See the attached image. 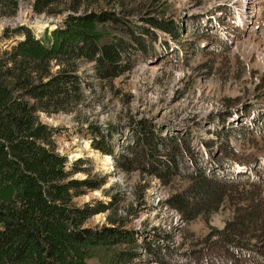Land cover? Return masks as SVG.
<instances>
[{"label":"trees","instance_id":"16d2710c","mask_svg":"<svg viewBox=\"0 0 264 264\" xmlns=\"http://www.w3.org/2000/svg\"><path fill=\"white\" fill-rule=\"evenodd\" d=\"M158 1L132 5L129 0H32L36 14H69L61 26L45 29L39 38L26 27L3 30L4 38L22 35L23 40L0 47V264H87L93 258L100 264H129L139 256V248L160 264H264V175L252 173L258 166L249 164L251 157L243 160L242 153L227 145L224 156L207 169L192 152L188 135L164 142L172 132L169 127L161 136L159 127L139 121L133 131L114 134L116 142L110 145L106 135L92 127L97 135L92 137L94 149L118 161L129 152L130 160L121 161L124 171L137 168L171 186L168 205L187 224L198 217L210 219L238 191L232 218L223 229H211L215 245L178 252L170 262L162 254L168 246L147 243L148 234L139 238L137 231L123 229L116 219H109L108 226L85 227L94 215L115 214L116 197L109 203L74 202L98 189L104 179L74 178L80 163L67 169V157L55 148L54 129L39 119L40 113H68L81 103V63H93L96 77L110 82L133 69L137 59L156 55L158 32L180 40L178 21L161 16L164 10L155 7ZM102 2L114 7L102 10ZM19 4L20 0H0V18L13 17ZM213 39L222 49L224 35L219 32ZM196 44V51L205 53ZM244 125L235 128L243 139L264 138V109L251 110ZM233 166L245 169L232 171ZM183 182L186 188L179 190Z\"/></svg>","mask_w":264,"mask_h":264},{"label":"rangeland","instance_id":"374dc122","mask_svg":"<svg viewBox=\"0 0 264 264\" xmlns=\"http://www.w3.org/2000/svg\"><path fill=\"white\" fill-rule=\"evenodd\" d=\"M129 1L132 5H144L149 0ZM31 3L32 0H20L13 17L0 18V47L23 38L22 35L4 38L6 28L12 31L26 27L39 38L45 29L52 31L61 26L69 14H36ZM108 3L102 2L100 9L114 7ZM155 7L164 10L161 16L178 21L180 40L158 32L156 39L160 41L154 42L156 55L110 82L96 77L93 63H81L78 71L84 83L81 103L68 113L50 116L40 113L39 119L54 129L55 148L67 157V169L80 163L74 178L84 179L89 175L92 181L104 179L98 189L86 191L74 198V202L79 205L90 201L109 203L116 197L115 214L106 211L94 215L85 227L108 226L109 219H116L118 226L137 231L139 238L148 234L146 242L157 247L163 244L162 235L171 231L170 241L163 240L169 247L164 259L172 262L178 252L215 245L216 238L210 237L211 229H223L232 218L236 207L232 203L238 198V191H233L229 202L210 219L198 217L187 224L181 214L168 205L174 193L170 185H164L155 176H146L137 168L126 172L121 161L117 159L114 160L116 165L112 164L110 157L108 169L98 168V161L88 157L83 141L88 142L89 150L104 156L92 146V137H97L96 129L106 135L104 140L110 145L116 142L114 134L118 136L125 129L133 131L139 121L149 122L154 129L159 127L158 135L163 136L167 134L166 127L176 134L174 130L180 125L190 138L192 152L202 159L207 169L213 167L224 156V148L231 145L234 151L245 156L243 160L251 157L249 164L258 166L252 173L264 175V138L243 139L235 130L245 126L251 110L264 109V0H159ZM23 15H29L30 19L23 20ZM39 25L43 27L40 30L35 27ZM219 32L224 35V41L220 40L222 49L216 46L219 41L213 39ZM206 37L207 40L202 39ZM196 42L204 47L205 53L196 51ZM214 48L216 52H212ZM93 126L96 129H92ZM230 132L233 134L227 136ZM224 138L228 140L225 142ZM119 145L122 147L125 143L119 141ZM80 151L81 157L71 159ZM125 155L121 158L130 160L132 157L129 152ZM258 160L260 165H257ZM244 169L233 166L232 171ZM185 188V182L180 184L179 190ZM261 190L264 197V185ZM137 254L139 256L129 264H160L140 248ZM87 264L100 262L93 258Z\"/></svg>","mask_w":264,"mask_h":264},{"label":"bare ground","instance_id":"6f19581e","mask_svg":"<svg viewBox=\"0 0 264 264\" xmlns=\"http://www.w3.org/2000/svg\"><path fill=\"white\" fill-rule=\"evenodd\" d=\"M21 18H23V20H29L30 18H29V15H23ZM34 21H36V19L34 18L33 19ZM33 23H35V22H33ZM36 27V29H38V30H40V29H42L43 27H41L40 25L39 26H35ZM53 27V26H52ZM130 130V129H129ZM129 130L128 129H125V131L126 132H129ZM123 140V139H122ZM122 140H120V141H122ZM123 143H124V141H123ZM64 146H66V145H64ZM82 146L83 147H85V149L86 150H88L89 151V153H88V157L89 158H92V159H94V160H96V161H98V168H100V169H108L107 167L109 166L108 164V162H109V156H101V155H99L98 153H96V152H93L92 150H89L88 148V142H85V141H83V144H82ZM125 146V145H124ZM124 146H122L123 148H124ZM124 151H125V149H124ZM82 152L80 151V152H77L76 154H74L73 156H72V158L71 159H78L79 157H81V154ZM102 157H106V158H102ZM111 158V157H110ZM111 159H113V161H112V164H115L116 163V161L114 162V160H116V158H111ZM156 201V200H155ZM157 202H159V201H157ZM163 223V222H162ZM164 230V229H163ZM157 231V230H156ZM165 231V230H164ZM163 231V232H164ZM160 232V231H159ZM171 232V231H170ZM169 231L166 233H164L163 235H162V241H161V243H163L162 245H167L166 244V241L164 242V240H163V238L165 239V240H167L164 236L165 235H167V234H171ZM171 236H172V234H171ZM169 241H170V238L168 239ZM168 241V242H169ZM170 243V242H169ZM142 253H143V251H141Z\"/></svg>","mask_w":264,"mask_h":264},{"label":"water","instance_id":"95a60500","mask_svg":"<svg viewBox=\"0 0 264 264\" xmlns=\"http://www.w3.org/2000/svg\"><path fill=\"white\" fill-rule=\"evenodd\" d=\"M22 40H23V39H21V38H20V39H15L14 41H11V42L9 43V45L12 44V43L15 42V41H22ZM9 45H8V44H4L3 46L6 47V46H9Z\"/></svg>","mask_w":264,"mask_h":264}]
</instances>
